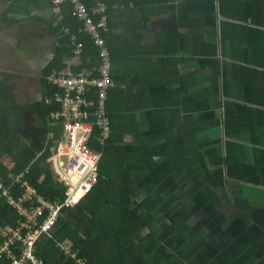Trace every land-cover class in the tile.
Segmentation results:
<instances>
[{
  "label": "crops",
  "instance_id": "1",
  "mask_svg": "<svg viewBox=\"0 0 264 264\" xmlns=\"http://www.w3.org/2000/svg\"><path fill=\"white\" fill-rule=\"evenodd\" d=\"M105 2L112 129L100 184L152 241L149 264H264V0ZM42 6L0 0L1 29L37 15L51 25L39 80L49 62L96 69L97 55H75L52 28L72 7Z\"/></svg>",
  "mask_w": 264,
  "mask_h": 264
},
{
  "label": "trees",
  "instance_id": "2",
  "mask_svg": "<svg viewBox=\"0 0 264 264\" xmlns=\"http://www.w3.org/2000/svg\"><path fill=\"white\" fill-rule=\"evenodd\" d=\"M31 2L37 7L44 5L42 7L51 8V0ZM107 5L109 12L110 5ZM36 18L39 23L51 26L46 24L48 21L44 23L45 19H41L43 15H37ZM80 23L67 9L62 10L61 18L52 26L62 29L59 30L62 32L60 41H64L63 46L69 51L71 47L68 45V33L64 28L67 27L71 33H76ZM77 38L84 44L82 53L86 51L81 57L86 54L98 56V48H95L88 35L77 33ZM59 50L61 49L58 47L57 51ZM53 65L49 62L41 69L39 96L32 101L26 98L25 92L22 93V99L17 100L15 92L20 90L14 83H9L16 74L0 78V188L9 189L12 195H18L11 187V181L14 175L23 174V180H26L38 195L52 203H60L67 185L52 175L47 162L56 154L55 148L57 150L61 136L60 124L50 117L54 108L52 104L47 103V100L53 97L54 90L44 81L43 76ZM4 156L8 157L11 167L4 163ZM103 171H100V174H104ZM101 179L102 175L100 181ZM112 188L114 187L108 189ZM17 223L15 211L2 200L0 246L3 240L9 237V229ZM139 226L135 216L124 208L119 209L115 202L111 201L109 190L99 182L90 194L65 212L51 231L38 239L35 255L42 259L44 264H77L76 260L79 258L87 260V264H149L145 249L147 243L152 241L139 235ZM64 244L72 248L71 252L76 258L65 253L61 247ZM5 264H9V261H5Z\"/></svg>",
  "mask_w": 264,
  "mask_h": 264
},
{
  "label": "built area",
  "instance_id": "3",
  "mask_svg": "<svg viewBox=\"0 0 264 264\" xmlns=\"http://www.w3.org/2000/svg\"><path fill=\"white\" fill-rule=\"evenodd\" d=\"M51 2L55 12H60L61 3L72 7L71 15L81 23L76 33L64 28L68 33V45L75 55H79L84 44L78 40L77 33L88 35L98 48L99 65L94 70L83 68L75 72L65 67L51 68L44 75V81L54 90L53 97L47 100L54 108L50 117L60 124L61 136L65 138L64 143L58 142L56 157L62 163L59 169L67 189L60 203H52L38 195L23 180V174L14 175L11 181V187L18 195L0 188V202L5 201L18 218V223L9 229V237L0 246V264L5 261L9 264H44L35 255L36 242L100 182L103 151L98 145H105L112 129L107 105L108 93L113 86L112 53L106 41L108 5L104 0H90V4L89 0ZM61 247L68 256L76 258L67 245ZM76 263L87 264V260L79 258Z\"/></svg>",
  "mask_w": 264,
  "mask_h": 264
},
{
  "label": "rangeland",
  "instance_id": "4",
  "mask_svg": "<svg viewBox=\"0 0 264 264\" xmlns=\"http://www.w3.org/2000/svg\"><path fill=\"white\" fill-rule=\"evenodd\" d=\"M27 24L28 21H24L17 24L2 25V29L0 27V42L4 43L3 48H0V78L3 79L6 75L16 74L15 78L10 79L9 83H14L20 90L15 92L17 100H21L22 93L25 92L27 95V97L26 95L25 97L28 98L29 101H32L39 96V85L37 83L39 80L38 72L47 62L49 53H47L48 38H45L47 37V32L43 29L41 23L36 22V25L31 26ZM36 36L39 37L35 38ZM41 40L47 42V47L40 50L37 45ZM40 43H42V41ZM35 50H39L40 52L41 58L39 62H33L31 58H27L30 54L34 53ZM23 56L25 58H23ZM24 71L29 72L25 74ZM62 160L65 161L63 158ZM3 161L8 167L12 166L7 156L3 157ZM59 182H63V180ZM124 209L132 216H136L129 207H124ZM64 246L66 247V244H64ZM67 246L69 250L72 251V248L69 245Z\"/></svg>",
  "mask_w": 264,
  "mask_h": 264
},
{
  "label": "water",
  "instance_id": "5",
  "mask_svg": "<svg viewBox=\"0 0 264 264\" xmlns=\"http://www.w3.org/2000/svg\"><path fill=\"white\" fill-rule=\"evenodd\" d=\"M61 143L65 142L64 136L61 137ZM61 162H58L57 157L53 156L48 160V165L49 168L52 172V175L57 179V180H63V175L59 169V166H61Z\"/></svg>",
  "mask_w": 264,
  "mask_h": 264
},
{
  "label": "flooded vegetation",
  "instance_id": "6",
  "mask_svg": "<svg viewBox=\"0 0 264 264\" xmlns=\"http://www.w3.org/2000/svg\"><path fill=\"white\" fill-rule=\"evenodd\" d=\"M110 30H111V27H110V25H109V31H110ZM109 31H108V33H109ZM108 33H107V34H108Z\"/></svg>",
  "mask_w": 264,
  "mask_h": 264
},
{
  "label": "clouds",
  "instance_id": "7",
  "mask_svg": "<svg viewBox=\"0 0 264 264\" xmlns=\"http://www.w3.org/2000/svg\"><path fill=\"white\" fill-rule=\"evenodd\" d=\"M107 33H108V32H107ZM107 33H106V34H107ZM106 41H107V40H106Z\"/></svg>",
  "mask_w": 264,
  "mask_h": 264
}]
</instances>
